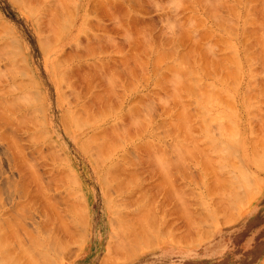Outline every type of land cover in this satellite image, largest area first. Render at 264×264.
Masks as SVG:
<instances>
[{
	"label": "rangeland",
	"instance_id": "374dc122",
	"mask_svg": "<svg viewBox=\"0 0 264 264\" xmlns=\"http://www.w3.org/2000/svg\"><path fill=\"white\" fill-rule=\"evenodd\" d=\"M23 1L0 0V264H264V0Z\"/></svg>",
	"mask_w": 264,
	"mask_h": 264
},
{
	"label": "bare ground",
	"instance_id": "6f19581e",
	"mask_svg": "<svg viewBox=\"0 0 264 264\" xmlns=\"http://www.w3.org/2000/svg\"><path fill=\"white\" fill-rule=\"evenodd\" d=\"M15 1H16V0H15ZM17 1H18V0H17ZM19 1H20V0H19ZM21 1H23V0H21ZM218 1H219V0H218ZM23 2L26 3L25 0H24ZM23 2H22V4H24ZM221 2H222V1H221ZM26 4H28V3H26ZM20 5H21V4H19L18 6H20ZM28 5H29V4H28ZM24 6H25V5H24ZM26 7H27V6H26ZM26 7H25V8H26ZM27 8H28V7H27ZM28 9H29V8H28ZM44 11H45V10H44ZM35 12H36V11H35ZM47 12H48V11H47ZM58 12H59V11H58ZM49 13H50V12H49ZM59 14H60V13H59ZM50 17H51V16H50ZM50 17H49V19H50ZM47 19H48V18H47ZM186 33H187V32H186ZM189 34H190V33H189ZM233 48H234V47H233ZM192 52H193V51H192ZM191 54H192V53H191ZM238 59H239V58H238ZM190 72H191V71H190ZM192 72H193V71H192ZM229 72H230V71H229ZM190 74H191V73H190ZM195 75H197V74H195ZM197 76H198V75H197ZM234 77H235V76H233L232 78H234ZM237 77H238V76H236L235 78H237ZM238 78H239V77H238ZM252 78H253V77H252ZM197 82H198V81H197ZM234 82H235V81H234ZM237 82H238V81H237ZM174 83H175V82H174ZM174 83H173V85H174ZM199 83H200V82H199ZM235 83H236V82H235ZM173 85H172V86H173ZM179 86H180V85H179ZM173 87H174V86H173ZM181 87H182V86H181ZM207 88L210 89V90H211V88H212V91L216 94V91L214 90V89H216L215 87H213V86H211V87L208 86ZM213 88H214V89H213ZM206 90H207V89H206ZM224 90H225V89H224ZM207 91H208V90H207ZM212 91H209V92H210V95H211ZM235 92H236V91H235ZM219 93H221L220 95H223V94H222L223 91H222L221 89L219 90ZM224 93H225V92H224ZM225 94H228V93H225ZM212 95H214V94H212ZM250 95H251V94H250ZM218 96H219V94H218ZM230 97H231V96H230ZM195 98H196V97H195ZM199 98H200V97H199ZM228 98H229V97H228ZM232 100H233V99H232ZM228 101H229V100H228ZM220 103H221V102H220ZM223 106H224V105H223ZM226 107H227V106H226ZM228 107H232V106H228ZM199 108H201V107H199ZM227 109H228V108H227ZM231 109H232V108H231ZM233 109H234V108H233ZM201 110H202V109H201ZM225 110H226V109H225ZM229 111H231V110H229ZM232 113H233V112H232ZM199 114H200V113H199ZM202 114H203V113H202ZM234 115H236V113H235ZM198 116H199V115H198ZM213 116H214V115H213ZM213 116H212V117H213ZM185 117H186V116H185ZM183 120H184V122L186 121V119H184V118H183ZM183 120H182V121H183ZM211 120H212V119H211ZM184 122H183V124H184ZM187 123H188V122H187ZM185 125H186V123H185ZM183 126H184V125H183ZM186 126H187V125H186ZM146 128H147V127H146ZM184 128L186 129L187 127H184ZM144 131H145V130H144ZM206 143H207V142H206ZM215 143H216V142H215ZM218 144H219V143H218ZM207 145H208V144H207ZM224 148H225V147H224ZM227 148H228V147H227ZM227 148H226V149H227ZM224 150H225V149H224ZM243 174H244V173H243ZM244 176H245V175H243V177H244ZM225 178H226V177H225ZM230 178H232V177L229 176V179H230ZM226 179H228V178H226ZM232 179H233V178H232ZM233 180H235V179H233ZM229 181H230V180H229ZM231 181H232V180H231ZM232 182H233V181H232ZM232 182H231V183H232ZM226 184H228V183H226ZM228 185H229V184H228ZM231 186H232V185H231ZM234 186H235V185H234ZM235 187H236V186H235ZM235 187H233V188H235ZM236 188H237V187H236ZM229 189H230V188H229ZM233 190H235V189H233ZM229 192H230V191H229ZM234 192H235V191H234ZM235 193H236V192H235ZM235 193H234V194H235ZM237 194H238V193H237ZM235 195H236V194H235ZM241 197H242V195H241ZM232 199H233V198H232ZM236 200H237V199H236ZM239 202H240V201H239ZM240 203H241V202H240ZM88 211H89V210H88ZM70 213H71V212L69 211L68 215H69ZM88 213H89V212H88ZM88 213H86V214H88ZM68 215H67V218L69 219V218L71 217V215H69L70 217H69ZM72 217H73V216H72ZM72 217H71V218H72ZM73 218H74V217H73ZM73 218H72V219H73ZM68 219H67V220H68ZM70 220H71V219H70ZM73 220H74V219H73ZM68 222H69V220H68ZM68 222H66V220H65L64 217H63V224H64V225H67ZM72 222H74V221H72ZM87 223H88V222H87ZM85 226H87V225L85 224ZM36 227H37V226H36ZM66 227H67V226H66ZM74 227H75V226H74ZM38 229H39V228H38ZM77 229H78V228H77ZM83 231H84V230H83ZM85 234H86V233H85ZM84 236H85V235H82V238H83ZM145 237H146V236H145ZM85 238H87V236H85ZM128 238H129V237H128ZM83 240L86 242L87 239L85 240V239L83 238ZM84 241L82 242V244L85 243ZM88 241H89V240H88ZM133 241H134V240H133ZM127 242H128V241H127ZM127 242H126V243H127ZM110 243H112V241H111ZM110 243H109L110 246L108 245V246H109L108 248L112 249V248H111V247H112L111 245H113V243H112V244H110ZM130 243H131V242H130ZM146 243H147V242H146ZM146 245H147V244H146ZM83 246H84V245H83ZM127 246H128V245H127ZM144 246H145V245H144ZM132 247H133V246H132ZM146 249H147V248H145V250H146ZM148 249H149V248H148ZM109 251H110V250H109ZM140 251H141V250H140ZM146 251H147V250H146ZM110 252H111V251H110ZM138 252H139V251H138ZM110 254L112 255V253H110ZM138 254H139V253H138ZM107 255H108V254H106V256H107ZM106 256H105V257H106ZM137 256H139V255H137ZM137 256H136V257H137ZM105 257H104V258H105ZM108 257H109V256H108ZM108 257L106 258V260L108 259ZM4 258H5V257H4ZM17 258H18V257H16V259H17ZM22 258H23V257H22ZM41 258H42V257H41ZM48 258H50V257H48ZM9 259H10V258H9ZM109 259H110V257H109ZM18 260L21 261L22 259L19 257ZM43 260H44V258H43ZM106 260H104L105 263H106ZM110 260H111V259H110ZM5 261H6V260H5ZM10 261H11V260H10ZM10 261H9V262H10ZM20 261H19V262H20ZM26 261H27V260H25V262H26ZM16 262H17V261H16ZM16 262H15V263H16ZM104 262H103V264H105ZM107 262H110V261H107ZM112 262H113V261H112ZM39 263H41V262H39ZM46 264H48V263H46ZM107 264H108V263H107ZM109 264H110V263H109ZM111 264H112V263H111Z\"/></svg>",
	"mask_w": 264,
	"mask_h": 264
}]
</instances>
